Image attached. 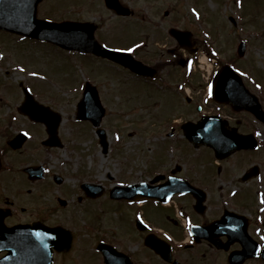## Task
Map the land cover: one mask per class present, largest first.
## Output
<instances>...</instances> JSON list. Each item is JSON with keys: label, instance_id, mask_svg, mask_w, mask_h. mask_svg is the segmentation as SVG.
<instances>
[{"label": "flooded vegetation", "instance_id": "af4514ba", "mask_svg": "<svg viewBox=\"0 0 264 264\" xmlns=\"http://www.w3.org/2000/svg\"><path fill=\"white\" fill-rule=\"evenodd\" d=\"M117 1H120L123 11L111 8L106 0H64L62 8L69 12L75 11L77 16L66 15L62 20L91 23L98 42L117 50L132 49L128 52L135 58L157 69L158 75L154 79L141 77L154 86V89L150 91L152 99L156 96L155 94L164 93L163 97L155 100V105L166 101L173 104L171 109L173 113L170 117H167L165 121L161 119L168 129L161 133L159 138L165 141L163 147L168 153L164 151L161 153L162 161L157 176L159 183L162 184L166 183L170 177L176 178L181 191L171 197L169 204L155 203L157 207L165 208V213L158 223L152 220L147 212L146 206L150 205L151 201L143 199L135 203H143L144 206L139 208V211L130 219L135 236L132 245L134 249L122 243H113L114 241L111 242L110 239L108 243L114 244L119 251L130 256L132 264H172L162 259L153 248L146 244L148 236L162 248H167L164 240L171 244L172 255L180 264H264V205L254 207V198L251 195L255 187L250 186L248 189L245 186L240 191L234 188L232 192L233 189L228 186L237 175L235 171L232 172L226 168L224 162L217 161L213 157L210 160L211 166L206 167V163L200 164L202 160H208L206 157L202 156L196 160L190 158L193 155V149L199 150L205 146L196 148L187 140L184 136V122L188 121L192 115L193 120L197 122L203 114H220L221 112L217 111H205L209 101L219 110L229 104L216 103L212 94H209L212 93L215 81L213 76L208 80L193 78L196 72L194 69L191 71L193 62L191 59L194 55L186 48L184 49L173 36L174 29L190 31L194 45L199 48L196 29L182 24L180 0H168L163 13H160L153 3H141L138 8L130 0ZM45 2L46 0H42L38 6V15L42 18L49 16L45 13L46 11L42 12L46 6ZM191 13L196 19L197 11L193 10ZM131 32L133 35L127 38V34ZM0 35L11 40L25 38L29 43L44 45L42 41L28 37L22 38L4 30H0ZM261 36L264 38V31ZM85 56L98 60L104 59L91 53ZM193 101L198 103L194 104ZM1 106H3L2 96H0ZM16 110L8 117L0 114V231L5 226L12 227L33 222L65 227L62 221H52L54 218H64L62 213L72 205L76 196L79 202L96 204L102 196L110 193L106 191V187L103 195L94 197L92 194H86L84 182L94 184L97 182L86 179L78 180L75 183L76 191L71 193V187L65 184L69 176L62 173L57 163L53 164L48 160V157L57 153L58 150L67 148L68 142L62 131L63 121L57 125L55 137L58 144L50 145L46 143L51 137L46 121L30 119L18 110V105ZM191 111L192 114H190ZM196 116L198 119H195ZM82 124L89 123L77 120L72 122V125ZM228 124H230L229 120ZM233 126L238 127V125ZM238 129L240 132H252L241 131L239 127ZM178 137L179 139H176ZM179 141L181 142L179 147L182 148L179 150L182 153L181 162L178 161L180 158H177V154H174L172 159L176 160L175 164L171 163L168 167H164L166 160L163 154L177 151L175 146ZM184 154L188 159L184 157ZM232 157L229 156L222 161ZM54 167L57 170H54ZM28 168H31V171ZM245 172L247 170L240 176L241 181L246 182L247 185L256 181V194L264 200L263 166L259 165L254 177L244 181ZM180 179L186 180L188 184L185 181L180 182ZM214 179H219L222 183L214 186ZM191 183L205 192L202 202L201 193L199 195L197 192L187 193L182 190ZM120 200L118 202H130L127 199ZM132 203L129 204L135 205ZM173 203L176 211L170 209ZM25 214L28 215L23 218ZM154 218L157 219V217ZM138 220H141L139 224ZM220 220H224L221 226H214L215 222ZM73 238H75L74 230ZM247 238L253 240L248 246L244 243ZM138 250L143 252L140 254ZM243 250L250 251L251 256L241 259L240 251ZM67 253L69 252H56L55 258L59 254ZM4 254H6L4 251L0 253V257ZM101 257L102 264H107L106 258ZM122 263L125 264L123 261Z\"/></svg>", "mask_w": 264, "mask_h": 264}, {"label": "rangeland", "instance_id": "374dc122", "mask_svg": "<svg viewBox=\"0 0 264 264\" xmlns=\"http://www.w3.org/2000/svg\"><path fill=\"white\" fill-rule=\"evenodd\" d=\"M63 1L46 0L45 10L42 12L46 11L51 18L59 20L66 15L77 16L75 11L69 12L62 8ZM130 1L138 8L141 3H153L160 13H163L168 2V0ZM179 9L182 24L196 29V40L200 50L214 57L218 69L230 59H235L233 60L235 69L240 71L246 84L257 94L264 107V38L257 36L264 31V0H180ZM193 10L198 13V16L195 14L196 19L192 16ZM230 16L235 18L236 23L232 22ZM132 35L133 32L127 34V38ZM241 39H245L248 45L247 53L242 57L237 54V46ZM199 55L196 54L194 57L196 73L193 78L200 80L204 78V72L198 66ZM86 80L96 84L106 108L101 127L107 130L110 142L108 153L102 151L97 130L90 122L88 125H72ZM21 82L29 85L37 98L56 110H61L63 114L62 131L68 145L67 148L58 150L48 157V160L53 164L57 163L62 173L69 176L65 184L71 187V193L76 191L75 183L81 179L94 182L98 180L107 185V188H113L118 183L136 184L138 179L148 181L155 177L162 161L161 153L167 152L163 147L165 141L159 138L161 121L170 117L173 106L169 101L155 105V100L164 96L163 92L155 94L152 99L150 91L154 89L153 85L112 61L70 53L58 46L32 45L26 40L17 38L11 40L0 35V95L3 98L0 114L4 117L15 113L17 105L22 103L24 91ZM205 111L225 114L229 123L238 125L241 131H257L264 134V123L244 110L237 111L231 105H224L219 110L209 101ZM191 117L194 118L193 115ZM195 119H198V116ZM260 141L262 147L259 150L236 152L233 153L232 159L221 161L230 171L236 172L237 176L228 186L233 189L232 192L234 188L240 191L245 186L248 189L250 186L255 187L251 195L254 198V207L264 205L263 197L256 194V181L247 185L241 181L240 176L254 164L262 165L264 168V137ZM180 143L179 141L175 146L177 151L163 154L166 160L164 167L171 163L175 164L176 160L172 159L174 154L180 158L182 155L179 151L182 149L179 147ZM197 154L199 157H196ZM202 156L208 160H202L200 164L206 163V167L211 166L210 160L214 154L208 151L207 147L193 149L190 158L196 160ZM184 157L188 159L185 154ZM181 160L182 158L178 161ZM54 170L57 168L54 167ZM214 180V186L222 183L219 179ZM101 198L98 203L89 204L79 202L76 196L72 205L62 213L64 218L53 219L52 222L62 221L64 226L71 227L76 238L74 250L66 255H57V264H102L101 252L96 247L101 239L107 242L110 239L111 242L122 243L124 246L133 245L135 236L130 219L144 205L131 206L126 202H115L110 194ZM146 207L152 220L160 222L165 208L154 206L152 203ZM171 208L176 211L174 203ZM27 215L25 214L23 218ZM138 252L141 254L143 251Z\"/></svg>", "mask_w": 264, "mask_h": 264}, {"label": "water", "instance_id": "95a60500", "mask_svg": "<svg viewBox=\"0 0 264 264\" xmlns=\"http://www.w3.org/2000/svg\"><path fill=\"white\" fill-rule=\"evenodd\" d=\"M41 0H0V29H6L11 32L25 34L32 38L48 40L54 44H58L65 49L80 50L82 52H92L98 56H104L112 59L120 64H124L137 74L152 76L156 75V70L142 64L134 59L130 54L108 49L98 44L94 27L90 23L83 22H54L48 19H39L36 15L38 2ZM107 3L117 11H123L122 5L116 0H107ZM125 12V11H124ZM127 13V12H126ZM173 34L177 40L184 46L186 45L192 51L190 33L187 31H176ZM238 53L243 56L246 52L245 42H241L238 46ZM214 97L217 101L232 102L238 108H245L254 112L262 121L264 120V111L261 104L257 101L255 95L246 90L241 77L228 64L224 66L216 81ZM86 90L78 106V118L90 119L96 126H99L102 117L105 114L97 88L87 83ZM26 90V89H25ZM20 110L29 115L32 119L47 121L52 117V112L45 106L35 101L30 91L26 90V97ZM101 144L104 151L107 150L108 140L105 129H97ZM56 131V125L50 126V132ZM186 136L190 138L196 146L206 144L212 146L216 156L222 158L230 155L235 150L254 149L258 147L254 135L238 134L236 128H227L225 121L221 119H201L198 124L188 122L186 124ZM158 181L157 178L153 180ZM166 184L153 186L152 184L138 183L128 185L127 187L117 186L111 190L114 198H138L147 196L156 198L159 201H166L167 197L176 191L178 182L170 180ZM87 193L96 195L102 193L104 187L102 185L86 184ZM187 191L198 192L194 186H188ZM204 195L200 198L201 202ZM223 221L215 223L214 226H221ZM3 248L10 251L9 255L0 260V264H52L53 248L58 250H69L72 244V233L61 227L49 228L46 225L35 222L33 225L25 224L22 226L12 227V229H2ZM245 245L253 241L250 238L244 240ZM148 245H152L155 250L168 260L171 259L170 254H166L164 249L157 245L154 241H147ZM104 251L108 264H121L123 256L113 247L104 243L98 245ZM245 255H248L245 253ZM125 263L129 264L128 261Z\"/></svg>", "mask_w": 264, "mask_h": 264}, {"label": "snow or ice", "instance_id": "6c2138e0", "mask_svg": "<svg viewBox=\"0 0 264 264\" xmlns=\"http://www.w3.org/2000/svg\"><path fill=\"white\" fill-rule=\"evenodd\" d=\"M127 51H132V49H127ZM33 75H35V73H33Z\"/></svg>", "mask_w": 264, "mask_h": 264}]
</instances>
